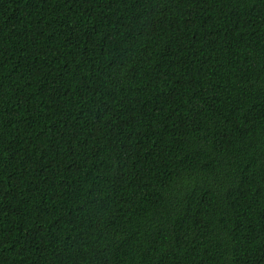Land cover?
Instances as JSON below:
<instances>
[{
    "label": "trees",
    "instance_id": "16d2710c",
    "mask_svg": "<svg viewBox=\"0 0 264 264\" xmlns=\"http://www.w3.org/2000/svg\"><path fill=\"white\" fill-rule=\"evenodd\" d=\"M0 264H264V0H0Z\"/></svg>",
    "mask_w": 264,
    "mask_h": 264
}]
</instances>
